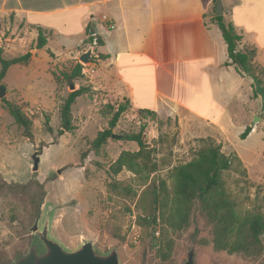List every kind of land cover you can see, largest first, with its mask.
<instances>
[{"label": "rangeland", "instance_id": "obj_1", "mask_svg": "<svg viewBox=\"0 0 264 264\" xmlns=\"http://www.w3.org/2000/svg\"><path fill=\"white\" fill-rule=\"evenodd\" d=\"M12 21L0 20V50L5 59L34 48ZM48 56L40 53L39 65L33 70L28 65L11 66L0 82L6 89L3 99L19 106L32 122L28 140L0 99V264H14L26 256L36 240L44 253L31 228L37 222L42 229L47 214L49 236L67 251L91 242L98 255L115 249L119 264H184L191 249L195 264H259L264 259V255L246 259L215 252L212 227L197 207L178 232L159 221L154 233L139 221L148 214L153 190L165 183L171 195L173 169L191 161L207 145L203 142L207 138L184 141L177 121L132 116L127 111L112 130L115 137L93 150L92 141L107 128L108 104L90 89L83 74L73 86L83 85L88 92L72 106L71 130L66 132L59 111L73 90L62 73L69 72L73 64L60 70ZM78 63L83 69L87 66ZM40 92L42 97L37 96ZM249 123L259 130L244 140L240 139L244 128L230 129L228 141L233 150L209 138L232 159L231 169L223 173V185L241 216L264 215V114L261 122L255 123L253 117ZM141 126H145L146 144L141 171L123 170L113 176L111 166L121 153L139 150L135 143L122 140V135L137 134ZM34 156L39 160L37 172L32 170Z\"/></svg>", "mask_w": 264, "mask_h": 264}, {"label": "crops", "instance_id": "obj_2", "mask_svg": "<svg viewBox=\"0 0 264 264\" xmlns=\"http://www.w3.org/2000/svg\"><path fill=\"white\" fill-rule=\"evenodd\" d=\"M220 2L221 17L241 39L238 51L255 50L253 65L264 84V0ZM215 7L216 0H0V20H13L30 45L38 30L46 38L44 48L27 49L32 57L22 67H38L45 53L64 70L90 51L82 72L104 103H128L132 116L151 111L171 118L184 141L211 138L233 150L230 129L250 127V136L259 127L249 122L255 116L262 121L263 114L251 80L226 65ZM104 15L114 30L102 22Z\"/></svg>", "mask_w": 264, "mask_h": 264}, {"label": "trees", "instance_id": "obj_3", "mask_svg": "<svg viewBox=\"0 0 264 264\" xmlns=\"http://www.w3.org/2000/svg\"><path fill=\"white\" fill-rule=\"evenodd\" d=\"M213 22L220 30L227 46L229 62L226 65L235 66L240 73L255 76L263 85L264 90L263 81L259 78L261 72L259 71V74L256 75L257 68L253 65L255 50L238 51L237 46L241 39L235 33L232 24L226 23L221 16L214 17ZM92 41L90 38V42ZM45 45L46 38L43 32L38 30L34 49L40 50ZM31 57V52H27L21 56L5 59L0 50V82L3 81L11 66L28 65ZM82 70L83 66L76 63L69 72L62 73V78L69 85H74L76 81L83 78ZM87 92V88L80 85L78 89H73L63 101L59 112L66 132L71 130L72 106L79 97L86 95ZM254 96L258 98L255 92ZM2 101L8 114L22 129L24 137L30 140L32 138L31 120L19 106L5 99ZM106 108L108 110L107 116L110 117L107 121V128L99 132L92 141L91 147L95 151L101 149L107 140L112 138V130L117 126L120 117L127 111L128 103H122L118 106L108 104ZM147 114L151 117L155 116L151 111H147ZM144 129L145 126H141L137 134L122 135V140L135 143L139 150L121 153L111 166L110 171L113 176L119 175L123 170L132 174H138L141 171L143 167L141 158L146 148L143 141ZM251 130L252 128L247 127L240 135V139H246ZM48 131H51L50 128ZM203 142L207 145L201 148L191 161L173 169L171 195L168 194L165 183H161L152 192L153 199L148 214L144 217L140 216L138 219L151 227L154 233L157 232L159 221L166 224L173 232H178L189 223L191 211L197 207L212 227L211 243L215 252H225L228 255L242 256L246 259H260L264 255V215L249 213L241 216L237 213L235 203L229 198L223 185V173L231 169L232 159L225 156L221 152L220 146L215 145L211 139H204ZM170 245H168L167 250H169ZM33 248H35L37 256L43 254L37 240ZM259 264H264V259Z\"/></svg>", "mask_w": 264, "mask_h": 264}, {"label": "water", "instance_id": "obj_4", "mask_svg": "<svg viewBox=\"0 0 264 264\" xmlns=\"http://www.w3.org/2000/svg\"><path fill=\"white\" fill-rule=\"evenodd\" d=\"M222 15V5L220 0H216L215 16ZM91 52L88 51L82 54L79 58L80 62L87 64L90 58ZM248 77L253 85V89L260 101L259 115L264 114V90L258 79L247 73H243ZM72 90L74 86L70 87ZM6 95V89L0 85V99H3ZM255 123L260 122L259 116H255ZM112 137H115L112 135ZM38 158L33 157V172L38 171ZM49 224L50 215L47 214L42 219V229L38 228L36 222L31 231L38 236V240L44 248V253L41 256H37L35 248H32L26 256L15 262L14 264H119L118 252L115 249L109 251L108 254L98 255L95 252L93 244L91 242L82 243L79 248L74 251H67L63 246L49 236ZM184 264H195L194 250L191 249L187 254V259Z\"/></svg>", "mask_w": 264, "mask_h": 264}, {"label": "built area", "instance_id": "obj_5", "mask_svg": "<svg viewBox=\"0 0 264 264\" xmlns=\"http://www.w3.org/2000/svg\"><path fill=\"white\" fill-rule=\"evenodd\" d=\"M101 20H102V22H103L104 24L107 25V29H108V30H114V29H115V25H114V23H112V22L109 20V18H108L107 15L102 16Z\"/></svg>", "mask_w": 264, "mask_h": 264}]
</instances>
